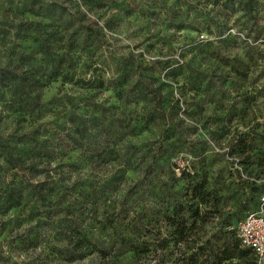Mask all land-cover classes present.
<instances>
[{"label": "rangeland", "instance_id": "374dc122", "mask_svg": "<svg viewBox=\"0 0 264 264\" xmlns=\"http://www.w3.org/2000/svg\"><path fill=\"white\" fill-rule=\"evenodd\" d=\"M0 67L34 70L51 102L20 114L0 91V264H175L174 242L161 261L130 247L140 225L171 232L188 178L219 199L212 244L264 196V0H0ZM34 132L48 143L23 172L5 152L27 159ZM9 191L24 198L4 211ZM67 227L107 254L72 259Z\"/></svg>", "mask_w": 264, "mask_h": 264}, {"label": "trees", "instance_id": "16d2710c", "mask_svg": "<svg viewBox=\"0 0 264 264\" xmlns=\"http://www.w3.org/2000/svg\"><path fill=\"white\" fill-rule=\"evenodd\" d=\"M238 2L244 13L251 14L253 12L255 0H238ZM42 52L45 56H50L45 49H42ZM63 57L65 56L61 58ZM69 66L67 65V67ZM63 68L58 65L52 72V76L54 78L62 77L63 81L70 76L72 77L71 71H65L66 69ZM35 73L32 69L19 72L8 67H0V91H2L3 95H10L5 107L20 114L29 113L32 115L47 110L51 102H44L41 96V90L46 86V83L40 77H37ZM146 89L158 96L154 88L147 86ZM30 140L35 142L36 149L27 159L12 154L10 149H6L7 151L5 152L7 163L23 172H28L32 166L37 165L36 161L40 155V147L48 143V139H41L35 132ZM261 162V173L264 174V157ZM187 180L184 194L188 198L186 203L174 205L172 213L165 211L163 215L167 226L172 229L171 232L161 236L160 230L148 231L147 227L140 225L141 230L138 233V237L143 239H140L142 241H139L140 243L138 244L131 243L130 250L138 255L147 254L150 258L161 261L172 254L171 242H174V248L178 250L175 264H264V262H259L253 249L242 245L237 232L238 223L241 219L235 228L232 225V221L223 217L220 226L221 237L215 244H212L208 239L202 238L199 233L200 229L214 223L215 218L206 217V215L214 214L213 212L218 210L220 202L213 190L209 189L206 180L193 178H188ZM253 188L256 193L264 190V180L260 184L256 183ZM23 198L24 192L14 194L13 191H9L1 206L4 211H7L20 206ZM260 203L261 200L259 205ZM158 211L160 210L156 207L152 210L146 209L140 222L142 224L153 222V218L159 214ZM63 231L64 238L71 243L74 242L72 259L77 258V254H81L79 252L85 248H89L91 252H98L101 256L107 254L104 249L99 248L81 231H72L69 227L64 228Z\"/></svg>", "mask_w": 264, "mask_h": 264}, {"label": "built area", "instance_id": "2783aa9c", "mask_svg": "<svg viewBox=\"0 0 264 264\" xmlns=\"http://www.w3.org/2000/svg\"><path fill=\"white\" fill-rule=\"evenodd\" d=\"M238 236L244 247L253 249L260 263L264 262V196L260 205L249 211L238 223Z\"/></svg>", "mask_w": 264, "mask_h": 264}]
</instances>
